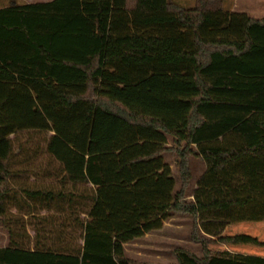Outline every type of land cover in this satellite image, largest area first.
Listing matches in <instances>:
<instances>
[{
	"label": "trees",
	"instance_id": "16d2710c",
	"mask_svg": "<svg viewBox=\"0 0 264 264\" xmlns=\"http://www.w3.org/2000/svg\"><path fill=\"white\" fill-rule=\"evenodd\" d=\"M189 157L205 165L190 202ZM172 215L201 251L175 264H264L209 249L264 248L224 235L264 222V20L223 0L1 8L0 264H133L124 246Z\"/></svg>",
	"mask_w": 264,
	"mask_h": 264
},
{
	"label": "rangeland",
	"instance_id": "374dc122",
	"mask_svg": "<svg viewBox=\"0 0 264 264\" xmlns=\"http://www.w3.org/2000/svg\"><path fill=\"white\" fill-rule=\"evenodd\" d=\"M25 140V139H23ZM172 146L169 140V147ZM165 162L169 165L172 177L175 180V192L180 189L179 173L177 169L178 156L176 153L168 152L163 155ZM190 172V181L185 189V200H192V193L197 181L205 170V165L199 158L189 157L187 160ZM192 219L186 216L172 215L161 230L147 234L141 239L125 245V255L133 264H175L172 255L174 249L183 248L190 250L196 256H201L200 248L190 240L192 231ZM249 235L264 243V222L243 223L227 227L224 235ZM7 245V233L0 222V247ZM209 249L228 250L235 253L248 255H259L264 257V248L256 247H231L214 242L209 245ZM158 256L159 259L155 257Z\"/></svg>",
	"mask_w": 264,
	"mask_h": 264
},
{
	"label": "crops",
	"instance_id": "0c3cea01",
	"mask_svg": "<svg viewBox=\"0 0 264 264\" xmlns=\"http://www.w3.org/2000/svg\"><path fill=\"white\" fill-rule=\"evenodd\" d=\"M51 1L53 0H0V9L13 5L22 6V5H30V4H38V3H48ZM172 1L178 6L186 9L193 8L196 5V0H172ZM228 5H230L231 11L233 12L246 14L249 18L256 21L264 20V0H223V6L227 7ZM2 247H5V245ZM155 258L159 259L158 256H156Z\"/></svg>",
	"mask_w": 264,
	"mask_h": 264
}]
</instances>
